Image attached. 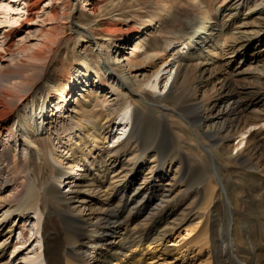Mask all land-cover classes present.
I'll list each match as a JSON object with an SVG mask.
<instances>
[{"label": "bare ground", "instance_id": "obj_1", "mask_svg": "<svg viewBox=\"0 0 264 264\" xmlns=\"http://www.w3.org/2000/svg\"><path fill=\"white\" fill-rule=\"evenodd\" d=\"M22 1L25 5L23 7L25 16H22L23 18L19 19V23L14 27L2 30L3 37L5 35L10 36L19 30V26L31 22L34 13L38 12L37 4L39 0ZM50 1L51 3L49 2L50 4L47 5L48 10L43 13L45 14V20H47L46 24H48L47 30L39 32L40 36L37 43L30 46L28 54L23 52L22 57L17 60L18 63L27 60L28 65L33 67L39 65V74L34 79L32 77L34 81L32 80V84L20 96L16 94V79L15 82L11 81L14 78L13 74L18 76L21 73L20 71V73H17V69H21L15 66L17 64L14 63V66L12 64L13 67L11 66L3 71L2 76H5V80L0 83V129L5 123L4 114L12 110L14 117L8 132L11 131L14 134L12 137L21 141L19 145H22V152L20 154L25 159L28 168L27 173L25 172V176L20 181L15 178L14 181L12 179V181L1 183L5 184L6 187L7 185L11 187L16 197L13 195V200L8 203L0 202V238L5 234L9 235L8 238L0 242V264H111L113 260L114 264H120V262L129 264L134 255H128V251L132 253L138 250L136 252L142 255L144 249H151L154 241L164 239V237L158 238L156 236L160 227L163 226L162 223L167 218L162 223H156L154 226L150 225L146 229L135 226L131 228L134 217L130 222L123 219L124 217L122 219L118 217L114 221L108 220V222L101 224L90 222L88 218L80 213L73 214L70 210L71 200L79 198V193L82 192L80 184L84 182L82 175L77 178L75 176L78 174L77 171L80 170L83 162L87 163L88 166H84V169L88 168V171H94L93 167L98 163L101 167L104 166L103 168L107 169L109 185L102 191L107 196V201L103 202L104 207L102 210L107 218L112 215L118 216V213L121 212L122 207L115 208L114 206L112 215H110L109 210L112 200L121 193L120 198H124L123 206L126 204V209L135 205L134 200L141 193L142 183L138 184V187H133L135 179L138 177H142V181L147 179L146 174L142 173L143 161L158 158L157 169L154 170L156 175L162 176L165 180H170L172 177L181 178L180 174L190 159L185 155L184 145L180 141L183 142L188 137L194 140L190 146L193 150L192 154L197 158L195 160L197 162L190 160L191 162L209 164L207 155L211 156L214 152L220 157L219 162H214L215 167L218 168L221 163L223 165H225L224 163H233L234 160L241 161V164L246 162L242 168L247 176L250 179L256 178L264 184V178L260 175L262 171H255L253 167L247 166L248 161L245 158L239 155L232 156L228 153L225 148L229 149V146L223 137H219V131L213 134L211 130L205 132L195 128L190 130L188 127L191 126L190 123L192 122L188 118L184 117L182 120H177L182 118V115L180 116L177 113L174 105L182 99L177 96L176 85L183 65L179 63L175 76L171 80L167 73L171 74V69H175L178 61L176 57H172V54L174 49L178 48L179 58L183 61L185 59L183 56L187 52L191 54V50L194 48L192 45L195 46L196 44L195 39H203L209 34L207 33V25L200 26V29L194 31L193 34L183 33L178 35L179 38L174 44H171L169 39H165L161 41L159 46L155 47L158 49L153 48L154 50L149 49L147 51L148 43L142 41L143 44L140 47L144 46L145 51H142L140 58L134 60L135 58L129 56L124 59L126 60L124 64L129 65V68H134L135 71L131 72L129 69H125L126 65L123 67V65L113 63L107 59L101 52L100 47H102V43H108L111 40L122 42L129 35V32L137 30L135 26H132L128 27L125 32L119 26L120 22L122 23L127 19H134L135 21L137 12L133 10L135 9L133 6L129 5L130 9L127 10L124 9L126 7L124 1L98 0V4H100L98 6L95 0H83L89 5L92 16H81L79 14L80 4L77 0H60L59 5L58 2H54L55 0ZM58 6H62L64 9L63 12L59 13V16L66 20L71 33L68 43L61 42L62 44L52 49L49 44L52 45L55 42H52L53 40L51 41L50 37L54 30L53 23L57 17ZM163 11L166 10L164 8L160 9V13ZM152 17L150 24L159 19L155 17V13ZM57 42L59 44V41ZM83 45H85L82 52L85 53L84 55L81 53V49L79 50L80 46ZM136 48L132 47L131 49L135 51ZM6 50H9L8 47H2L1 52ZM59 58L63 59L62 64L59 63L60 67L71 65L72 60H75V62H80L85 70L89 68L90 71L94 72V76L99 77V79L95 84L97 85L96 88H92V95L89 96V99L82 96V102H73L74 105H72L70 112L66 114L60 110L59 106L56 108L57 112H60L54 114L55 121H57V125H54L44 122L45 106L53 97H55L57 103L59 100L60 102L63 101L65 92H68L64 89L68 81V72L58 74L59 72L50 71L51 66ZM21 65L23 66V64ZM27 69L29 70V68ZM34 69L30 70L33 71ZM59 69L61 70V68ZM21 71L24 72L21 79L31 80L30 74H34L38 70L36 69L30 74L25 69H21ZM145 71H148V74L144 73L141 78H138V75ZM2 76L0 75V78ZM11 77L13 78L11 79ZM161 84L164 89L168 88L164 95L156 91H159ZM14 98L17 100L13 104L14 101L12 100ZM194 99L193 95L189 96L185 100L186 105H190ZM96 103L99 104L96 105ZM146 110L155 112L157 120L166 129L163 128L165 134L171 138L172 143L181 145L177 149L182 156L176 158L171 153H166L162 144L153 140L146 143L140 141V127L144 119L142 118L143 112ZM203 110L200 109L201 123L210 120L202 115L203 113L209 115L210 112L208 111H211V109ZM173 121H176L178 125ZM225 129L221 130L225 131ZM226 131H231V129ZM208 135L211 137L216 135L215 140L208 139ZM59 147L63 148L61 153L58 151ZM130 149L134 152L126 153ZM105 156L109 160L102 162ZM128 156H131L130 161L134 162L125 171L124 166H126L128 160L126 157ZM2 161L3 159H0L1 167ZM171 166H175L174 172L170 171ZM178 167L182 168L181 172ZM109 172H111V175L108 178ZM64 176L67 177L63 178ZM61 183H66L64 185L66 189H60ZM202 189L204 195L197 201V203L203 205L201 214L198 215V210L193 212V209L195 210L193 208L190 213H185L181 218L179 217L177 227L170 228L167 231L170 232L169 234L163 233L171 236L174 233L173 230L181 228L184 223L188 224L199 219L190 229H183L184 235L187 237L189 234L194 233L200 224L199 229L205 244L208 243L211 247L213 263L210 264H226L227 260L232 259V257H224L227 247L222 244L223 235L221 236L219 231V218L212 211L213 206H210L214 190L210 183L200 190ZM196 191L199 190L196 188ZM219 193L218 189L215 190V195ZM110 195H112V198L108 199ZM107 203L109 207H107ZM136 204L138 203L136 202ZM164 211H167L166 208ZM171 215H175V213ZM14 216L21 219L25 218L26 221L30 218V220L36 222L37 227L33 229L32 233L35 234L34 239L26 247L20 240L25 238L24 227L19 228L18 236H20V239L7 243L11 233L18 226L15 224V220H10ZM53 219L56 220V223L52 221ZM64 220H72L70 221L72 224L71 229H64L61 224ZM59 226L60 230L58 232ZM87 236L90 239L84 244V239ZM145 242L147 244L143 247ZM161 244L162 242L156 246L158 247ZM237 244L234 246L237 250L239 248L246 249L243 245L239 246ZM259 245V248L256 249L257 252L260 251V255L248 257L243 252L240 253L234 250L231 255L235 257L237 264H264V241L260 242ZM28 246L30 248H27ZM6 256L9 257L6 259Z\"/></svg>", "mask_w": 264, "mask_h": 264}, {"label": "rangeland", "instance_id": "obj_2", "mask_svg": "<svg viewBox=\"0 0 264 264\" xmlns=\"http://www.w3.org/2000/svg\"><path fill=\"white\" fill-rule=\"evenodd\" d=\"M77 1L80 4L79 14L81 16H92L89 5L83 0ZM118 1H124L126 6H124V9L129 10L128 6L131 5L135 8L133 10L137 12L135 21L134 19H127L122 23L120 22L119 26L125 32L128 30V27L132 26H135L137 30L129 32L128 38L126 37L122 42L111 40L108 43H102V47L100 48L107 59L113 63L121 64L123 67L126 65L125 69H129L131 72L135 71L134 68H129V65L124 64L126 63L124 59L125 57L132 56L133 59L135 58L134 60H138L142 51H145L144 46L140 47L144 41L148 43L149 47H146V50L149 51V49H153L157 45L159 46L161 41L165 39H169L170 43L174 44L179 38L178 35L183 33L193 34L194 31L200 29V26L207 25V33L209 34L203 39H195L196 47L192 45L194 48L191 50V54L187 52L183 56L185 57L183 61L179 58L180 52H177L178 48H175L172 54V57H176L178 61L175 69H171V74L167 73V76H170L171 80L175 76L179 63L183 65L176 85V91L177 96L182 99L181 101H184L178 100L180 103L178 102L174 105L177 113L180 116L182 115V118L177 120H182L184 117L188 118L192 122L190 123L191 126L188 125L190 130L193 128L203 132L211 130L213 134L219 131V137H223L229 146V149L225 148L228 150V153L232 154V156L239 155L245 158L248 161L247 166L253 167L255 171H262L260 175L264 178V0ZM49 2L51 3L50 0H39L37 4L38 12L32 16V21L19 26V30L10 36L5 35L3 37L2 30L14 27L25 16L23 8L25 5H23L24 1L22 0H0V52L2 47H8L9 49L0 53V75L2 76L3 71L6 68H10L12 64L13 66L17 64L15 66L20 67L22 70L25 69L29 74L33 73L34 70L36 71V69L38 70L34 74H30L31 80H24L21 79L24 72L21 69L19 70V68L17 69V73L21 72L22 74L20 73L18 76L17 74H13L14 78L11 77V79L13 78L11 81L13 82L16 79L17 96L22 95L26 91L29 85L32 84V80L40 72L39 65H36L38 68L36 66L35 68L28 65L29 62L27 63V60H24L22 63H18L17 60L22 57L23 52L28 54V49L37 43L41 31L47 30L48 24H46L47 20H45V14L43 13L48 10L47 5L50 4ZM54 2H58L59 5L60 0H55ZM95 2L97 5L98 0H95ZM162 8L166 11L160 13V9L162 10ZM63 11V7L58 6L56 11L57 17L53 23V35L51 34L50 37V40H53L52 42L55 41V44H49L52 49L62 43L69 42L70 28L66 24V20L59 16V13ZM154 13L155 17L159 19L150 24ZM57 41H59V44ZM132 47L137 48L134 51L131 49ZM80 49L82 53L85 45L80 46ZM82 54L84 55L85 53ZM62 60V58H59L51 66L50 71L59 72L58 74H66L68 72V81L64 86L65 91L68 92H65V94L63 92V101L60 102L59 100L57 103L55 97H53L47 103V106H45L44 122L54 125H57L54 114L60 112H57L56 108L59 106L60 110L66 114L70 112L75 102H82V96L89 99V96L92 95V88H96L97 85L95 84L99 79V77L94 76V72L90 71L89 68L85 70L80 62H75V60H72L73 63L71 65L60 67ZM19 64H23L25 67L23 68ZM27 68L29 70L35 69L29 72ZM144 73L148 74V71L141 72L138 78H141ZM4 80L5 76H2L0 83H3ZM159 87V91H156L164 95L168 88L164 89L162 84ZM191 95L195 99L191 101L190 105H186L185 100ZM14 99L12 100L14 101L13 104L17 100L16 98ZM202 107L204 110L211 109V111H208L210 112L209 115L208 113L206 115L203 113L202 115L210 120L201 123L200 109L203 110ZM146 111L143 112L142 118L144 119L140 127V141L142 140L141 142L144 141L146 143L153 140L162 144L166 153H171L176 158L182 156L178 150V147L181 145H174L172 143L171 138L165 134L166 129L157 120L155 112H152V110ZM147 113L152 114L147 115ZM4 116L5 123L0 129V159H3L2 167L0 166V202L8 203L13 200L15 194L11 187H8V185L6 187L4 186L5 184L1 183L12 181V179L14 181L15 178L20 181L25 176V172L27 173L28 168L25 159L20 154L22 152V145H19L21 141L18 138L12 137L14 134L11 131L8 132L14 113L11 110L7 114H4ZM176 125H178L177 122ZM229 128L231 131L227 132L226 130H230ZM221 129H225V131ZM235 129L237 131H233ZM159 137L162 138L160 139ZM215 137L216 135L214 137L207 136L210 140H215ZM183 142L180 141L184 145L183 149L188 159L192 161L197 160L194 157L195 155L192 154L193 150L190 146L194 140L188 137ZM62 149L58 148L59 153H61ZM130 151L134 152L130 149L126 153ZM126 158H128V164L126 163V166H124L125 171L134 162L130 161L131 156ZM150 159L143 161L142 173L146 174L147 179L142 181V177H138L133 184V187H138V184L142 182L141 193L134 200L135 205L126 209L127 205L123 206L124 198H120L121 193L112 200L110 207L107 203V207H109L111 212L110 215L114 213V206L115 208L122 207L120 209L121 212L118 213V216L112 215L108 216V218L102 211L104 207L103 202L107 201V196L102 191L109 185L107 181V169L103 168L104 166L101 167L100 163L97 162L98 165H94L93 167L95 170L88 171V168H86L87 170L84 169V166H88L87 163L83 162L80 170L77 171L78 174L75 176L77 178L82 175L84 181L80 184L82 192L79 193V198L71 200V212L73 214L80 213L88 218L90 222L101 224L106 221L108 222V220L114 221L118 217L121 219L124 217L123 219L130 222L134 217V221L131 222V228L135 226L147 229L150 225L154 226L156 223H162L166 218L169 219H166L162 223L163 226L160 227L159 233L156 236L158 238L164 237V239L154 241L150 250L144 249L145 251L143 250L142 255L136 252L138 250L132 253H129V251L127 253L126 251L128 255H134L130 259L131 263L129 264H210L213 263L212 251L210 245L208 243L205 244L204 238L200 233V224L194 233L189 234L187 237L184 235L183 229H190L199 219L188 224L184 223L181 228L173 230L174 233L171 236L165 235V233H170L167 232L170 228L177 227V222L182 215L190 213L191 209L195 208L193 212H197L196 210H198V215L201 214L203 205L197 203V201L203 197L204 190L200 189L210 183L214 190L210 206H213L212 211L219 218V231L221 232V236L223 235L222 244L227 247L225 249L227 253L225 252L224 257H232V259L227 260L226 264H237L235 257L231 255L233 250L240 253L243 252L248 257L260 255V251L258 250L257 252L256 248H259V243L264 241V184L256 178L250 179L247 176L242 168L246 162H242L241 164V161L237 162V160H234L232 161L233 163H224L225 165L221 163L217 168L214 162H219L220 157L213 152V155H207L210 165L208 163L205 165L195 163L197 161L193 163L189 160L180 174L181 178L172 177L170 180H165L162 176L154 173V170L157 169L158 158ZM107 160L109 158L105 156L102 162ZM174 168L175 166H171L170 171L174 172ZM181 169V167H178L180 172ZM110 175L111 172L108 173V178ZM66 177L64 176L63 178ZM65 184L61 183V190L66 189L64 188ZM196 188L199 191H196ZM217 189L220 193L215 195V190ZM125 191L127 192V189ZM110 198H112V195L108 197V199ZM165 208L167 211H164ZM174 213L175 215H171ZM101 217L104 218L102 219ZM10 220H15V224L19 227L17 226L13 230L7 243L20 239V236H18L19 228L24 227L25 238L20 240L26 247L34 239L35 234L32 233L33 229L37 227L36 222L32 219L30 220V218L26 221L25 218H16V216L11 217ZM52 221L56 223V220L53 219ZM70 221L72 220H64L61 223L64 229L72 228ZM57 230L59 232L60 226ZM7 236L9 235L5 234V236L1 237L0 242L8 238ZM89 239V236L85 237L84 244ZM160 242L162 244L157 247L156 245ZM146 244L145 242L143 247ZM236 244L239 246L243 245L247 250L242 248L237 250L234 247ZM27 248H30V246ZM8 257L6 256L5 258L7 259ZM112 262L111 264H114ZM120 264L128 263L120 262Z\"/></svg>", "mask_w": 264, "mask_h": 264}]
</instances>
